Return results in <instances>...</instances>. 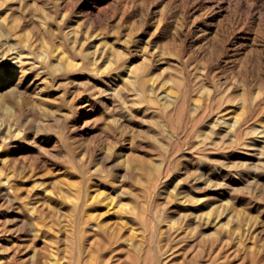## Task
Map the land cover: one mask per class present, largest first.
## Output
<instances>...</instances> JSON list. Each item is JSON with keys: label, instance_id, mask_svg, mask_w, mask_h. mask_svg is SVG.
Wrapping results in <instances>:
<instances>
[{"label": "rangeland", "instance_id": "1", "mask_svg": "<svg viewBox=\"0 0 264 264\" xmlns=\"http://www.w3.org/2000/svg\"><path fill=\"white\" fill-rule=\"evenodd\" d=\"M36 260L264 264V0H0V264Z\"/></svg>", "mask_w": 264, "mask_h": 264}, {"label": "bare ground", "instance_id": "2", "mask_svg": "<svg viewBox=\"0 0 264 264\" xmlns=\"http://www.w3.org/2000/svg\"><path fill=\"white\" fill-rule=\"evenodd\" d=\"M35 251H36V248H35ZM35 251H34V252H35ZM38 251H39V250H38ZM37 254H38V253H37ZM39 254H40V253H39ZM34 255H35V257H36V253H34ZM40 255H41V254H40ZM62 257H63V255H62ZM62 257H61V258H62ZM37 258H38V257H37ZM37 258H36V259H37ZM64 258H65V257H64ZM66 259H67V258H65V259H61V260H64L65 262H67ZM37 260H38V259H37ZM37 260H36V263H35V264H37ZM42 260H43V259H42ZM44 260H45V259H44ZM34 261H35V260H34ZM45 262H46V260H45ZM52 262H53V261H52ZM55 262H56V261H55ZM57 262H58V261H57ZM65 262H64V263H65ZM58 263H60V262H58ZM58 263H56V264H58ZM64 263H63V264H64ZM32 264H34V263H32ZM38 264H42V263H38ZM46 264H47V263H46ZM52 264H54V262H53ZM61 264H62V262H61ZM67 264H68V263H67Z\"/></svg>", "mask_w": 264, "mask_h": 264}]
</instances>
